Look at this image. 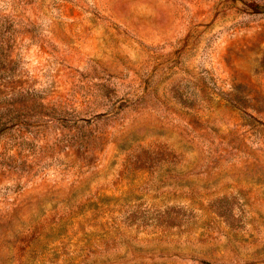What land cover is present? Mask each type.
Wrapping results in <instances>:
<instances>
[{
	"label": "rangeland",
	"instance_id": "obj_1",
	"mask_svg": "<svg viewBox=\"0 0 264 264\" xmlns=\"http://www.w3.org/2000/svg\"><path fill=\"white\" fill-rule=\"evenodd\" d=\"M0 264H264V0H0Z\"/></svg>",
	"mask_w": 264,
	"mask_h": 264
}]
</instances>
